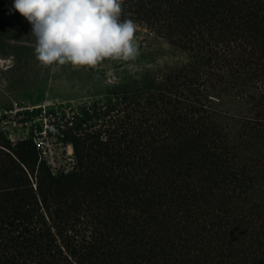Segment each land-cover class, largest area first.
Wrapping results in <instances>:
<instances>
[{
  "label": "trees",
  "instance_id": "obj_1",
  "mask_svg": "<svg viewBox=\"0 0 264 264\" xmlns=\"http://www.w3.org/2000/svg\"><path fill=\"white\" fill-rule=\"evenodd\" d=\"M122 8L184 61L49 113L77 164L36 190L0 143V264H264V0Z\"/></svg>",
  "mask_w": 264,
  "mask_h": 264
},
{
  "label": "rangeland",
  "instance_id": "obj_2",
  "mask_svg": "<svg viewBox=\"0 0 264 264\" xmlns=\"http://www.w3.org/2000/svg\"><path fill=\"white\" fill-rule=\"evenodd\" d=\"M13 3L0 0V143L13 147L27 142L24 150L34 170L28 179L36 190L39 170L69 172L77 164L72 145L60 142L59 132L51 127L49 113L72 116L85 106L107 105L116 88L166 72L184 57L136 16L123 13L121 19H131L137 26L133 40L139 48L137 59H107L94 68L70 64L59 70L43 68L34 56L31 25Z\"/></svg>",
  "mask_w": 264,
  "mask_h": 264
},
{
  "label": "clouds",
  "instance_id": "obj_3",
  "mask_svg": "<svg viewBox=\"0 0 264 264\" xmlns=\"http://www.w3.org/2000/svg\"><path fill=\"white\" fill-rule=\"evenodd\" d=\"M122 4L123 0H14L12 8L31 25L39 65L59 70L67 64L94 68L107 59H137V26L121 19Z\"/></svg>",
  "mask_w": 264,
  "mask_h": 264
},
{
  "label": "built area",
  "instance_id": "obj_4",
  "mask_svg": "<svg viewBox=\"0 0 264 264\" xmlns=\"http://www.w3.org/2000/svg\"><path fill=\"white\" fill-rule=\"evenodd\" d=\"M54 174H55V175L58 174V171H57V172H54Z\"/></svg>",
  "mask_w": 264,
  "mask_h": 264
}]
</instances>
